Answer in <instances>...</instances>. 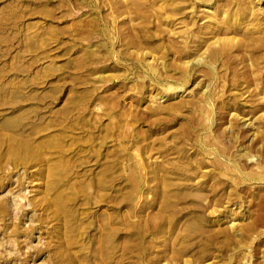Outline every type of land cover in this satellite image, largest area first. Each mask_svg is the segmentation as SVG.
I'll use <instances>...</instances> for the list:
<instances>
[{"label":"rangeland","instance_id":"374dc122","mask_svg":"<svg viewBox=\"0 0 264 264\" xmlns=\"http://www.w3.org/2000/svg\"><path fill=\"white\" fill-rule=\"evenodd\" d=\"M0 264H264V0H0Z\"/></svg>","mask_w":264,"mask_h":264}]
</instances>
